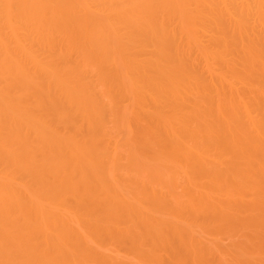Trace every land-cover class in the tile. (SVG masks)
<instances>
[{"label":"bare ground","instance_id":"6f19581e","mask_svg":"<svg viewBox=\"0 0 264 264\" xmlns=\"http://www.w3.org/2000/svg\"><path fill=\"white\" fill-rule=\"evenodd\" d=\"M0 264H264V0H0Z\"/></svg>","mask_w":264,"mask_h":264}]
</instances>
